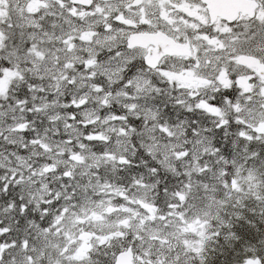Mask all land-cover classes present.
<instances>
[{
	"label": "snow or ice",
	"instance_id": "6c2138e0",
	"mask_svg": "<svg viewBox=\"0 0 264 264\" xmlns=\"http://www.w3.org/2000/svg\"><path fill=\"white\" fill-rule=\"evenodd\" d=\"M0 264H264V0H0Z\"/></svg>",
	"mask_w": 264,
	"mask_h": 264
}]
</instances>
